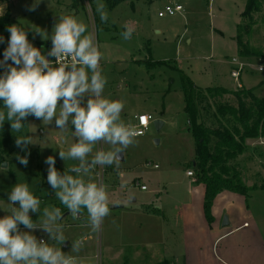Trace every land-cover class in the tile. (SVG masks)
Returning a JSON list of instances; mask_svg holds the SVG:
<instances>
[{"label":"rangeland","instance_id":"rangeland-1","mask_svg":"<svg viewBox=\"0 0 264 264\" xmlns=\"http://www.w3.org/2000/svg\"><path fill=\"white\" fill-rule=\"evenodd\" d=\"M74 1L0 0V16L9 11L16 20L14 57L32 72L36 64L29 55L43 57L47 43L62 37L58 19L65 21L71 43L87 52L96 43L100 60L98 72L90 64L58 67L47 74L57 72L54 81L33 85L34 115L27 120L13 94L0 90V140L12 136L0 161V264H63L67 258L76 264H97L98 258L102 264H159L178 249L171 252L169 244H162L163 235L155 228L184 226L182 213L191 224L206 225L205 186L193 181L196 173L187 174L194 170L187 165L197 150L188 130L181 73L174 67L212 64L213 78L210 68L195 76L192 69L184 72L203 85L240 89L230 72L232 60L241 58L240 37L264 52V0L253 20L240 13L248 0H125L113 9L103 0H79L78 7ZM178 3L187 6L184 15L158 16L167 4ZM70 9L79 12L69 15L75 12ZM146 59L170 65L149 71L141 63ZM240 84L264 97V72L248 69ZM209 101L236 104L233 95ZM143 113L166 125L158 132L152 122L146 135L128 136L135 115ZM208 116L202 120L213 125ZM248 144L250 149L230 164L251 187L249 196L225 191L215 199L213 214L221 229L251 223L236 234L244 242L243 261L264 264V139ZM100 156L111 168L103 186L94 170H85ZM73 167L84 172L71 181ZM135 178L149 190L142 191ZM67 199L95 207L81 219L77 207L64 216L57 203ZM112 204L120 208L113 210ZM41 237L46 240L42 245ZM184 259L177 262L185 264ZM210 261L226 264L214 255Z\"/></svg>","mask_w":264,"mask_h":264},{"label":"trees","instance_id":"trees-1","mask_svg":"<svg viewBox=\"0 0 264 264\" xmlns=\"http://www.w3.org/2000/svg\"><path fill=\"white\" fill-rule=\"evenodd\" d=\"M78 1H74V7H78ZM103 1L112 9L125 2V0ZM130 1L134 4L135 0ZM261 6L262 0H248L242 14L253 20V14L258 12ZM15 23L16 20L9 11L0 16V90L2 88L9 94H13L14 97L11 98L23 118L27 120L32 114L31 86L44 81H54L58 74H36L35 71L32 72L26 65L13 58V26ZM67 41L66 36L64 39L47 43L49 54L64 46ZM238 53L243 58L264 56L262 50L251 47L242 37L238 42ZM38 56L40 55L35 52L29 55L31 59H37ZM141 63L149 70L170 65L167 61L152 59H146ZM174 68L181 73L182 91L186 101L185 111L188 114L189 129L192 131L197 150L196 159L191 161L189 167L193 168L196 173V182L205 186L204 212L206 221L211 224L215 221L213 203L221 193L229 191L241 196H249L251 187L244 183L242 173L237 166L230 163L246 152L247 139L264 137V97H257L253 88L243 86L236 91L225 87L201 89L187 73L179 70L178 66ZM61 86L63 87V84ZM225 95H233L236 98V104L228 102L214 104L209 101L211 98L222 99ZM3 100V96L0 95V103H3ZM206 114L209 115L208 118L212 120L213 125H208L202 120L203 115ZM10 142H12L11 135L0 140L1 162L5 161L4 151ZM67 206L68 204H65L63 208L66 210Z\"/></svg>","mask_w":264,"mask_h":264},{"label":"crops","instance_id":"crops-1","mask_svg":"<svg viewBox=\"0 0 264 264\" xmlns=\"http://www.w3.org/2000/svg\"><path fill=\"white\" fill-rule=\"evenodd\" d=\"M148 1L150 3H153L150 0H148ZM246 3H247V1H246ZM246 3H245L244 6H246ZM211 4H212V2H211ZM184 7H185V12H186L187 6L184 5ZM244 9H245V7H244ZM244 9L243 10L241 9L240 13L243 12ZM70 10H74V9H70ZM74 11H75L74 13L72 11L69 12V15H74V14L76 15L79 12V10H77V9H75ZM231 14H233V11H231V13H229V15H231ZM179 15L182 16V15H184V13L179 14ZM56 23L62 24L61 25V27H62L61 29H62V32L63 33H62L61 39H64L66 36L68 38L70 36V33H69V31H67V28L64 27L65 26L64 25L65 21L63 19L62 20H59L58 19L56 21ZM66 32H68L69 34H67ZM182 38L183 37H180V41L182 40ZM61 39H59V40H61ZM56 41H58V40H56ZM180 41H179L178 44H180ZM52 42H55V41H52ZM189 42H191V40ZM67 43H70L69 38H68ZM73 44H75V43H73ZM77 45H80V44H77ZM16 51L17 50L14 48L13 58H15L14 56L16 55ZM21 52H22V50H21ZM26 54H28V53L22 52V55H26ZM22 55H21V57H22ZM47 55H51V54H49V52L47 51L46 54L43 57H41V54H40V56L37 59H43ZM236 57H238V56H236ZM15 59L18 60L17 58H15ZM18 61L20 63L26 65V66H29L28 64H25L21 60H18ZM142 61H146V60H142ZM75 66H88V65H75ZM63 67H68V66H63ZM211 67H213L212 64H211V66L208 65V67H205L204 68V67H199L198 65H194L192 63L191 66H188V65L187 66H185V65L183 66V64H182L181 66H178V69L181 70L183 73H184V70L185 69H187V70H189V69L191 70L192 69L191 71H192V73H194V76H195V75H201L203 73H206V71L208 70V68H210V72H211V75H212V78H213L214 77V72L212 71ZM34 69L36 70L35 71L36 74H38L37 73V68L34 67ZM55 69H52L47 74H49L50 72H52ZM152 70H154V69H151L149 71H152ZM47 74H45V75H47ZM39 75H41V74H39ZM194 76H192V77L190 76V77L192 78V80L194 81V83L196 84V86H198L200 88H207V87H225L223 85L222 86L221 85H215V86H212V85L211 86L210 85H203V82H202V84H200L199 82H196V80L193 78ZM215 80L216 79L214 78V81ZM45 82H51V81H44V82H40V83H37V84H41V83H45ZM33 85H35V84H33ZM32 87L33 86H31V88H30V95H31V89H32ZM225 88H228V87H225ZM236 88H237V85L234 86V89H236ZM30 101H31V96H30ZM30 108H31V102H30ZM31 110H32V108H31ZM143 114H145V113H143ZM149 114H151V113H149ZM32 115H34L33 112H32ZM136 116H139V115H135V118H134L135 122H133V124L131 126H129L128 129H130L132 126H134L136 124ZM165 125H166V123L164 122V126ZM188 130H190L189 129V126H188ZM128 132H129V130H128ZM260 139H264V137H261ZM251 141H254V139L249 138V139L246 140V147H247L248 150L250 149L248 143L251 142ZM195 159H196V156L194 154L192 156V160L191 161H193ZM122 160H124V157H123ZM186 164H188V163H186ZM156 165L157 164H155L154 166H156ZM105 166H106V169H107V173H106V175H107L108 173H110L111 168L110 167L108 168V165L106 163H105ZM187 167H188V169L191 168L188 165H187ZM73 168H75V167H73ZM114 172H115V174L117 172L118 176H119V173L121 174V177L123 176V173H121L120 171H118V169H114ZM71 174H72V172H70V179H71V181H73V179H78L81 176V175L80 176H76L73 173L72 174L73 176L71 177ZM187 174H188V171H187ZM116 180H118V179H116ZM193 181H195V183H197L196 182V178H194ZM133 182L135 183V185H137L138 182L140 183V185H145V183L141 182V180H139L138 178H135L133 180ZM140 188L142 189V187H140ZM148 190H149V188H148ZM142 191H144V190H142ZM134 198L136 199L135 196L132 197L133 200H135ZM70 203H73V204L70 205ZM65 204H68V206L66 207L67 208L66 210L63 208V206ZM57 207L59 208L60 212H62L64 214V216L67 215L66 213L69 214L71 208L77 207L79 210L77 211V214L76 215H77V217L79 219H81L83 217V215L85 217H87L88 211H90V212L93 211V209L95 207V204L94 203H91V202H87V201L81 200V199L80 200L79 199H74V200L67 199V201H61L60 203H57ZM117 208H120V207L118 205H113L112 204L111 209L114 210V209H117ZM181 216H182V218L184 220L183 221V224H185L184 226H181L179 228L171 227L170 229H168V228L166 229L165 227L164 228L163 227L162 228L159 227V228H155L154 229L155 232H161V234L163 235V241L161 239L162 244H164V245H168L169 244L168 247L170 246L169 248H172V249H169L171 252L174 250L173 248L178 249L177 252L172 253L171 255H170L171 252L168 253V255H170V256H167V257L164 256V258L161 260V262H159V264H172V263L173 264H179L177 262V258H179V257H185V259H184L185 264H212V262L210 260H211V256H213V255H214L215 259H216V256H217V258L220 261H223L226 264H256L254 261L251 263L247 259H246L247 262L244 263L243 256H242V248L244 246V242H242V240L241 241L238 240L239 238H236V236H237L236 234L239 231L245 229V227H249L250 228L252 226L251 223H248L249 225H246L247 222L244 221V224L239 225L237 227H232V228H227L226 227L225 229H221V226H220L221 224L220 223H217V219L219 217L216 218L214 216L216 220L213 223L209 224L206 221V223H205L206 225L205 226L198 227L195 224H191V220L184 213H182ZM162 220H163V222L161 221L160 223L162 225L163 224H166L167 219H166L165 216H163V219ZM226 225H228V224H226ZM42 238L43 237H41L40 240ZM233 238H234V240H237L238 242L237 241H232ZM227 240H229V241H227ZM44 243H46V240H45ZM40 244L42 245V243H40ZM220 247H221V250H220ZM238 247H239V249H238ZM183 248H187L188 249L187 250L188 251L187 254H184V252H182V251L179 253V250L180 249H183ZM39 250H41V248H39ZM238 252H240V254H238ZM37 253H38V251H37ZM41 253H38V254H41ZM189 254L191 256H190V258L188 260V259H186V257ZM171 261H174V262H171ZM101 262H102V260H101ZM74 264H76L75 261H74ZM123 264H126V263H123Z\"/></svg>","mask_w":264,"mask_h":264},{"label":"built area","instance_id":"built-area-1","mask_svg":"<svg viewBox=\"0 0 264 264\" xmlns=\"http://www.w3.org/2000/svg\"><path fill=\"white\" fill-rule=\"evenodd\" d=\"M185 11V7L182 4H167L163 10H160L158 13L159 17L164 18V16H175L177 14H182ZM255 58L257 60L256 63H252L251 59ZM37 73L41 75L47 74L52 69L63 67V66H70V65H92L94 71L98 72L100 68V60L97 54V44L93 42L92 50L87 52L85 48L81 45L73 44V43H66L61 48L55 50L51 55L45 56L43 59H36L35 60ZM233 67L231 69L232 78L239 83L238 87L241 88V77L247 72L248 69L252 71H261L264 72V56L259 57H241L240 59L235 57L232 60ZM156 119L152 114H142L136 116V124L129 129L127 135L132 137H140L144 136L148 133V129L152 122ZM155 167H158L157 165ZM85 170H94L102 183L105 180V176L107 173V169L105 166V161L103 156L99 157V160L95 164H89L86 166ZM72 174L74 173L76 176H80L83 174L84 170L73 168L71 169ZM188 175L193 176L194 171L189 170ZM138 186L142 187V190L147 191L148 187L146 185H140L137 183ZM79 189H82V184L78 185ZM246 225H249L246 223ZM45 240L42 238L40 243H44ZM38 253H41V250H37ZM74 258H67L63 261V264H74ZM97 264H101V258H98Z\"/></svg>","mask_w":264,"mask_h":264},{"label":"water","instance_id":"water-1","mask_svg":"<svg viewBox=\"0 0 264 264\" xmlns=\"http://www.w3.org/2000/svg\"><path fill=\"white\" fill-rule=\"evenodd\" d=\"M154 126H155V129L158 131V132H161V129L163 128L164 126V121H162L161 119H156L154 121ZM157 143H159V140H156ZM118 159L122 160L123 159V155L122 154H119L118 155ZM6 165V163L4 164V166ZM135 199V198H134ZM224 224L227 223V217H225L224 219Z\"/></svg>","mask_w":264,"mask_h":264}]
</instances>
